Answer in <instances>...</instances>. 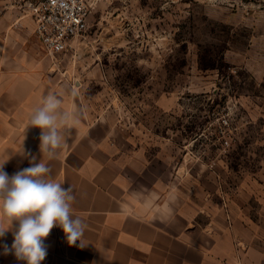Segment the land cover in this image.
I'll use <instances>...</instances> for the list:
<instances>
[{"label":"crops","instance_id":"crops-1","mask_svg":"<svg viewBox=\"0 0 264 264\" xmlns=\"http://www.w3.org/2000/svg\"><path fill=\"white\" fill-rule=\"evenodd\" d=\"M20 1L0 0V164L6 161L11 177L32 166L33 156V163L44 162L51 179L73 189L71 215L85 225L72 245L54 227L41 264H264V184L218 196L214 173L207 182L196 172L158 169L163 157L147 153L148 143L129 133L131 123L90 104L84 73L102 65L91 52L119 48L121 28L106 40L86 34L74 41L62 64L48 57ZM75 65L80 91L73 89ZM50 94L79 119L51 160L40 150L41 129L29 124ZM17 226L0 238V264H26L3 254Z\"/></svg>","mask_w":264,"mask_h":264},{"label":"rangeland","instance_id":"rangeland-1","mask_svg":"<svg viewBox=\"0 0 264 264\" xmlns=\"http://www.w3.org/2000/svg\"><path fill=\"white\" fill-rule=\"evenodd\" d=\"M92 22L121 43L91 52L90 104L131 123L158 169L214 173L218 196L264 184V0H100Z\"/></svg>","mask_w":264,"mask_h":264},{"label":"clouds","instance_id":"clouds-1","mask_svg":"<svg viewBox=\"0 0 264 264\" xmlns=\"http://www.w3.org/2000/svg\"><path fill=\"white\" fill-rule=\"evenodd\" d=\"M78 123L75 112L61 110V100L55 94L45 97L29 120L30 126L41 129L40 150L50 160L66 142L64 132ZM33 161L34 156L29 161L32 166L11 177L4 171L6 161L0 164V238L12 229L14 221L18 222L14 241L10 248L3 245V254L11 253L26 264H41L47 255L44 239L54 227H61L72 245L82 237L85 225L71 215V202L75 200L71 186L63 188L51 179L49 166Z\"/></svg>","mask_w":264,"mask_h":264},{"label":"built area","instance_id":"built-area-1","mask_svg":"<svg viewBox=\"0 0 264 264\" xmlns=\"http://www.w3.org/2000/svg\"><path fill=\"white\" fill-rule=\"evenodd\" d=\"M100 0H21L35 34L48 57L57 59L90 30V19Z\"/></svg>","mask_w":264,"mask_h":264}]
</instances>
